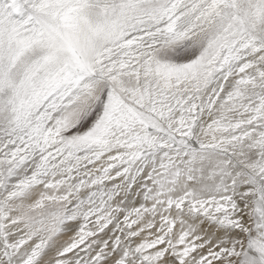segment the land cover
Listing matches in <instances>:
<instances>
[{"label": "snow or ice", "instance_id": "1", "mask_svg": "<svg viewBox=\"0 0 264 264\" xmlns=\"http://www.w3.org/2000/svg\"><path fill=\"white\" fill-rule=\"evenodd\" d=\"M0 264H264V0H0Z\"/></svg>", "mask_w": 264, "mask_h": 264}]
</instances>
